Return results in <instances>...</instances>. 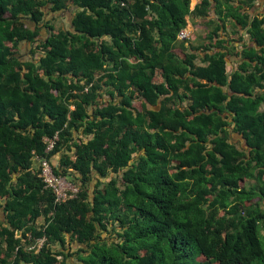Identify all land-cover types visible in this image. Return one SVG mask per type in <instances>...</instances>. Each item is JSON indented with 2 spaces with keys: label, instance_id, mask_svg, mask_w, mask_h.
<instances>
[{
  "label": "trees",
  "instance_id": "obj_1",
  "mask_svg": "<svg viewBox=\"0 0 264 264\" xmlns=\"http://www.w3.org/2000/svg\"><path fill=\"white\" fill-rule=\"evenodd\" d=\"M254 1L0 0V264H66L69 241L81 264H264V11L242 9ZM48 3L77 6L72 30L44 20ZM186 16L201 44L178 38ZM229 18L252 43L220 37ZM60 152L54 172L79 190L57 203L34 163Z\"/></svg>",
  "mask_w": 264,
  "mask_h": 264
},
{
  "label": "crops",
  "instance_id": "obj_2",
  "mask_svg": "<svg viewBox=\"0 0 264 264\" xmlns=\"http://www.w3.org/2000/svg\"><path fill=\"white\" fill-rule=\"evenodd\" d=\"M198 1L199 0H190V8L192 9L196 5V3ZM241 1H243V0H241ZM241 1L240 0H235V3L238 4ZM213 4H214V2H213ZM50 7H51V4L48 3V4L44 5L43 8H42V10L44 12V20L45 21H50V24L52 23V25L60 26L63 29L72 30L73 29L72 19H73L74 14H75V12L77 10V6L74 5V4H69L66 8H63L61 10H56V11L51 10ZM242 9L247 11L251 16L262 14L263 11H264V0H255L252 3V5H250L249 7H246V6L243 5ZM213 17H215V13H214V9L212 7V10L210 12V18H213ZM186 19H187V24H186L185 28H187L189 31H191V35L194 34L196 29L202 27L201 25L198 24L199 23V19L191 20L190 16H186ZM230 20H231V18L226 20V30L228 31V34H229V37L231 38V41H232V39L233 40L236 39L234 41V43H235V45H240V49H241L242 45L252 43V41H250L249 34H248L246 28L242 29L240 26H237V27L234 28V30L236 32L235 33L232 32V28H229V27H231L230 26L231 25ZM25 22L30 27L34 26V24L32 22H30L28 19H26ZM244 30H245V32H247L248 41L245 42V43H240L239 44L238 41H243L244 37H246V33L242 32ZM220 34H221L220 37H222V38L226 39L228 37L227 36L228 34L226 35L222 31L220 32ZM46 35H47V28L44 27V26H41L39 38L40 39H44L46 37ZM239 37H241V38H239ZM201 40L202 39H200L198 41L197 45L201 44L200 43ZM192 44L196 45L194 43H192ZM25 47H27V48L25 49ZM19 48H20V50H19V53L17 55L20 57L21 60L31 59V56H30L31 55L30 54L31 45H30L29 42H26V41L19 42ZM197 62L200 63V61H198V60H197ZM239 63H240V56H236V55L228 56L227 63H226L227 73L230 74L232 71H234L237 68V66L239 65ZM261 109H264V105L261 107ZM229 130H230V139H231V141L235 142L237 139H239V137H240V139L242 138V136L240 134H238V133H236V132H234L232 130V126H229ZM90 137L91 136H89V138ZM57 155H58V153H56L55 155L52 156V160L55 163L56 162L58 163L59 160H60V157H58ZM34 166H35V163H34ZM3 216H4V214H3V211H2V207L0 206V218L2 219ZM38 222H39V220L37 221V223ZM81 247L84 248L85 246L79 244L76 241L67 242L66 249L64 250V252L66 254H69V256L66 258V264H81V262L79 261V258H78L79 257L78 256V251H79V249ZM82 253H84V252H82ZM21 264H24V263H21Z\"/></svg>",
  "mask_w": 264,
  "mask_h": 264
},
{
  "label": "built area",
  "instance_id": "obj_3",
  "mask_svg": "<svg viewBox=\"0 0 264 264\" xmlns=\"http://www.w3.org/2000/svg\"><path fill=\"white\" fill-rule=\"evenodd\" d=\"M191 31L187 28H181L178 32L179 39H187L190 36ZM44 142L46 143L45 152L49 153L53 150L56 142L59 140L58 132H56L52 137H44ZM35 168L38 171V176L42 179L44 187L51 188L55 195V201L57 203L65 201L69 198H73L78 190V184L72 182L67 176L59 175L54 172V166L57 164L52 160V158H47L46 156H35ZM27 236L32 238L31 233ZM46 237L38 236L33 238L32 243L29 244L28 249L39 251L44 245Z\"/></svg>",
  "mask_w": 264,
  "mask_h": 264
},
{
  "label": "rangeland",
  "instance_id": "obj_4",
  "mask_svg": "<svg viewBox=\"0 0 264 264\" xmlns=\"http://www.w3.org/2000/svg\"><path fill=\"white\" fill-rule=\"evenodd\" d=\"M229 28H231V27H229ZM202 30V28L200 27V28H198V29H196L195 30V32H194V34H192V35H190V42L191 43H194V44H197L198 43V41L200 40V35H201V30ZM242 32H244V33H246V37H244V40L243 41H238L239 42V44L240 43H245V42H247L248 41V35H247V32H245V30L244 31H242ZM224 34H228V31L226 30V32H223ZM197 36V37H196ZM228 37H229V34L227 35ZM27 47H25V49H26ZM238 50H240V45H238ZM31 56V55H30ZM40 56V54L39 53H37V54H35L34 55V58L35 59H38V57ZM230 71V70H229ZM108 98V94H107V91L105 92V90L103 91V97H102V99H101V101L102 100H106ZM136 103V105L137 106H139V103L136 101L135 102ZM91 111V110H90ZM79 137V139H81V140H85L86 139V137H84V135H82V133H80V135L78 136ZM242 140V141H241ZM235 143L238 145V146H240V147H246V144H245V141L241 138L240 139V137H239V139H237L236 141H235ZM66 153H70L69 151H67ZM61 154H62V152H60V153H58V157H61ZM57 163V162H56ZM36 164V163H35ZM109 176H112V174H110ZM118 176H120V174L118 175ZM67 177L73 182V180H72V177L70 176V175H67ZM109 179V177L108 178H102L101 179V186L103 185V183H105V181H107ZM98 178L95 176L92 180H91V183H90V193H91V195L93 194L92 193V189H93V187H95V184L98 182ZM248 184V183H247ZM41 221H42V218H40V220H39V223H41ZM103 234L104 235H108L107 234V232H103Z\"/></svg>",
  "mask_w": 264,
  "mask_h": 264
},
{
  "label": "water",
  "instance_id": "obj_5",
  "mask_svg": "<svg viewBox=\"0 0 264 264\" xmlns=\"http://www.w3.org/2000/svg\"><path fill=\"white\" fill-rule=\"evenodd\" d=\"M90 197H91L90 199L93 200L92 195ZM19 233L20 231H17V236L19 235Z\"/></svg>",
  "mask_w": 264,
  "mask_h": 264
},
{
  "label": "clouds",
  "instance_id": "obj_6",
  "mask_svg": "<svg viewBox=\"0 0 264 264\" xmlns=\"http://www.w3.org/2000/svg\"><path fill=\"white\" fill-rule=\"evenodd\" d=\"M190 35H191V33H190ZM189 38H190V36H189ZM189 38H187V39H189Z\"/></svg>",
  "mask_w": 264,
  "mask_h": 264
}]
</instances>
